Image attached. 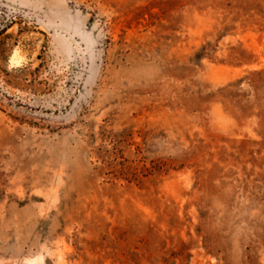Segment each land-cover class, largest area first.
I'll return each instance as SVG.
<instances>
[{
	"label": "rangeland",
	"instance_id": "rangeland-1",
	"mask_svg": "<svg viewBox=\"0 0 264 264\" xmlns=\"http://www.w3.org/2000/svg\"><path fill=\"white\" fill-rule=\"evenodd\" d=\"M0 264H264V0H0Z\"/></svg>",
	"mask_w": 264,
	"mask_h": 264
}]
</instances>
